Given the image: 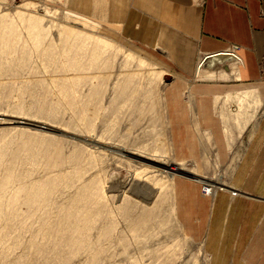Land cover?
<instances>
[{
	"label": "rangeland",
	"instance_id": "obj_1",
	"mask_svg": "<svg viewBox=\"0 0 264 264\" xmlns=\"http://www.w3.org/2000/svg\"><path fill=\"white\" fill-rule=\"evenodd\" d=\"M158 53L67 0H0V264H264L240 229L255 88L213 103L191 87L235 59L183 78Z\"/></svg>",
	"mask_w": 264,
	"mask_h": 264
},
{
	"label": "crops",
	"instance_id": "obj_2",
	"mask_svg": "<svg viewBox=\"0 0 264 264\" xmlns=\"http://www.w3.org/2000/svg\"><path fill=\"white\" fill-rule=\"evenodd\" d=\"M67 1L78 13L118 24L127 39L153 53L158 51L161 59L183 78L196 74L205 55L237 45L238 59L227 64V73L213 69L212 79L194 84L191 89L214 103L217 95L255 88L263 106L256 133L244 154V172L264 175V0ZM220 76L228 77V82L222 83ZM258 182L262 185L255 187L257 194L245 193L255 201L239 204L245 218L242 214L244 227L240 229L246 231L241 245L248 253L263 254L264 177Z\"/></svg>",
	"mask_w": 264,
	"mask_h": 264
},
{
	"label": "water",
	"instance_id": "obj_3",
	"mask_svg": "<svg viewBox=\"0 0 264 264\" xmlns=\"http://www.w3.org/2000/svg\"><path fill=\"white\" fill-rule=\"evenodd\" d=\"M231 58H234L233 55L231 54L224 53V52H218V53L206 55L203 60L210 62L212 60L213 61H224V60L231 59ZM223 68L225 70H228V65L223 64Z\"/></svg>",
	"mask_w": 264,
	"mask_h": 264
},
{
	"label": "built area",
	"instance_id": "obj_4",
	"mask_svg": "<svg viewBox=\"0 0 264 264\" xmlns=\"http://www.w3.org/2000/svg\"><path fill=\"white\" fill-rule=\"evenodd\" d=\"M238 50H239V47L237 45H231L230 47H228L227 49H225L222 52L233 55L234 58H231V59L237 60L238 59Z\"/></svg>",
	"mask_w": 264,
	"mask_h": 264
},
{
	"label": "bare ground",
	"instance_id": "obj_5",
	"mask_svg": "<svg viewBox=\"0 0 264 264\" xmlns=\"http://www.w3.org/2000/svg\"><path fill=\"white\" fill-rule=\"evenodd\" d=\"M204 64V62H203V60H202V62L200 63V66H202ZM244 95V94H243ZM250 95V94H249ZM246 97H248V96H246ZM242 98V97H241Z\"/></svg>",
	"mask_w": 264,
	"mask_h": 264
}]
</instances>
